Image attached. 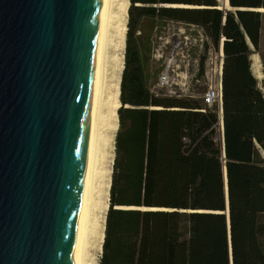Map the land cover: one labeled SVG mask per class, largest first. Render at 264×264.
<instances>
[{
	"label": "trees",
	"instance_id": "obj_1",
	"mask_svg": "<svg viewBox=\"0 0 264 264\" xmlns=\"http://www.w3.org/2000/svg\"><path fill=\"white\" fill-rule=\"evenodd\" d=\"M129 1L99 263L264 264V93L250 62L264 0ZM142 17L200 25L215 48L223 39V150L216 107L149 92L133 39Z\"/></svg>",
	"mask_w": 264,
	"mask_h": 264
},
{
	"label": "water",
	"instance_id": "obj_2",
	"mask_svg": "<svg viewBox=\"0 0 264 264\" xmlns=\"http://www.w3.org/2000/svg\"><path fill=\"white\" fill-rule=\"evenodd\" d=\"M104 5L0 0V264H81Z\"/></svg>",
	"mask_w": 264,
	"mask_h": 264
},
{
	"label": "bare ground",
	"instance_id": "obj_3",
	"mask_svg": "<svg viewBox=\"0 0 264 264\" xmlns=\"http://www.w3.org/2000/svg\"><path fill=\"white\" fill-rule=\"evenodd\" d=\"M219 2L223 7H228L227 0H219ZM128 5L129 0H105L101 20V60L90 149V189L81 218V264H88L90 260L92 239L99 236L103 240L104 236L102 228L99 230L98 225L108 210L111 173L103 167V155L107 143L105 135L111 127L120 93V77L123 70L121 52ZM219 7L221 9V6ZM219 115L222 125L221 112Z\"/></svg>",
	"mask_w": 264,
	"mask_h": 264
},
{
	"label": "built area",
	"instance_id": "obj_4",
	"mask_svg": "<svg viewBox=\"0 0 264 264\" xmlns=\"http://www.w3.org/2000/svg\"><path fill=\"white\" fill-rule=\"evenodd\" d=\"M163 22V27L154 28L151 40L150 55L160 63V70L149 92L156 97L200 100L204 107H216L221 112L223 39L215 48L202 26ZM200 55H207L204 64H200ZM200 81L204 90L197 94Z\"/></svg>",
	"mask_w": 264,
	"mask_h": 264
},
{
	"label": "rangeland",
	"instance_id": "obj_5",
	"mask_svg": "<svg viewBox=\"0 0 264 264\" xmlns=\"http://www.w3.org/2000/svg\"><path fill=\"white\" fill-rule=\"evenodd\" d=\"M219 4L221 8H225V9L229 8V7H223L220 2ZM129 6L130 4L128 5V7ZM128 19H129V14H128V9H127L126 23L124 25L125 26L124 43H123V48L121 52L123 54V67L125 63L126 34L128 30V28L126 30V25L128 23ZM164 25L165 23L163 21L158 20L157 18L142 17L136 20V25L134 27L135 33L133 35V39H134V43L139 53L140 61L142 63V67L144 71L145 84L147 85L148 89L154 85L156 78L158 76L159 70H160V67H159L160 63L152 59L150 55V51L152 48L151 40L153 37V31L156 26L163 27ZM206 59H207V55H204V56L200 55L199 56L200 64L201 63L204 64ZM250 62H251V70L254 76L256 77V79L258 80L259 87L264 93V18L262 19V22H261L259 46H258V49L256 50L251 47ZM120 81H121V77H120ZM213 84H215V80ZM203 90H204V84L202 83V81H200V84H197L196 86V93L200 94V92H202ZM119 96H120V93H119ZM119 106L121 105H120V100L118 98V104H117L116 112L113 116L111 127L108 128V131L106 132V135H105V139L107 143L105 145V151L103 155V167L107 171L110 170L111 173H112V163L114 159L115 135L119 127L118 115H117V109ZM218 135L219 133L217 131V138H218ZM111 173H110V183H111ZM108 201H109V196H108ZM108 207H109V202H108ZM105 216L106 215L102 217V221L99 222L100 225H98V227L100 226L99 230H101L102 228L103 232H104V226H105ZM102 243H103V240H101V237L99 236H95L92 239V242L90 245V251H89V253L91 254L90 255L91 257H90V260L88 261V264H100L99 259L102 253Z\"/></svg>",
	"mask_w": 264,
	"mask_h": 264
}]
</instances>
